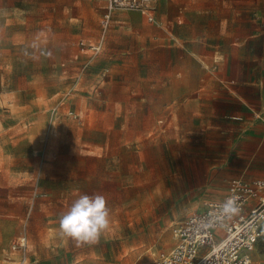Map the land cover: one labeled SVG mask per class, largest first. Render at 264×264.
<instances>
[{
	"label": "rangeland",
	"instance_id": "1",
	"mask_svg": "<svg viewBox=\"0 0 264 264\" xmlns=\"http://www.w3.org/2000/svg\"><path fill=\"white\" fill-rule=\"evenodd\" d=\"M257 1L157 0L159 25L116 11L105 30L102 0H0V264H158L174 227L264 178L221 87ZM85 194L111 209L95 243L60 231Z\"/></svg>",
	"mask_w": 264,
	"mask_h": 264
},
{
	"label": "built area",
	"instance_id": "2",
	"mask_svg": "<svg viewBox=\"0 0 264 264\" xmlns=\"http://www.w3.org/2000/svg\"><path fill=\"white\" fill-rule=\"evenodd\" d=\"M157 0H102V27L107 30L116 11H137L156 23ZM101 46H92L98 54ZM235 198L237 214L218 219L219 205ZM264 231V178L234 179L227 197L209 203L203 212L173 229L176 247L158 264H251L252 255ZM205 249L201 254V251Z\"/></svg>",
	"mask_w": 264,
	"mask_h": 264
},
{
	"label": "crops",
	"instance_id": "3",
	"mask_svg": "<svg viewBox=\"0 0 264 264\" xmlns=\"http://www.w3.org/2000/svg\"><path fill=\"white\" fill-rule=\"evenodd\" d=\"M254 23L256 26L253 32L227 56L226 63L222 64L221 87L225 90L226 100L237 105L235 115L227 118L249 122L253 127L246 133L250 137L248 140L253 150L264 152V18ZM155 24L159 25L157 17ZM259 160L264 161V158ZM240 178L257 179L243 176L236 179Z\"/></svg>",
	"mask_w": 264,
	"mask_h": 264
},
{
	"label": "clouds",
	"instance_id": "4",
	"mask_svg": "<svg viewBox=\"0 0 264 264\" xmlns=\"http://www.w3.org/2000/svg\"><path fill=\"white\" fill-rule=\"evenodd\" d=\"M239 208L235 198H228L219 205V217H231ZM112 224L111 209L103 195H81L59 219L61 235L77 242L95 243Z\"/></svg>",
	"mask_w": 264,
	"mask_h": 264
}]
</instances>
